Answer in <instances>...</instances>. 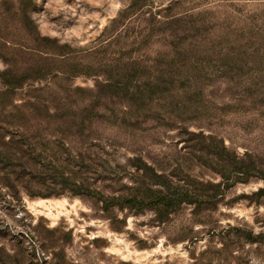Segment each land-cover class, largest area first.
I'll return each mask as SVG.
<instances>
[{
  "label": "trees",
  "instance_id": "trees-1",
  "mask_svg": "<svg viewBox=\"0 0 264 264\" xmlns=\"http://www.w3.org/2000/svg\"><path fill=\"white\" fill-rule=\"evenodd\" d=\"M180 4L175 1L155 10L151 0H132L114 18L107 38L85 52L101 55L98 64L76 62L68 45L58 46L52 57L55 67L45 64L32 81H45L52 73L63 75L50 85H26L13 68L0 74L4 87L0 98L30 86L27 95L34 102L17 108L56 119L38 142L23 135L25 147L12 138L0 149L1 165L20 171L16 180L31 197L70 194L90 200L108 218L117 212L153 211L165 222L183 206H192V215L200 219L217 208L223 189L236 182L264 183V151L247 149L240 155L223 137L189 127L215 118L209 97L217 86H224L235 102L220 111L241 109L254 116V123L258 118L264 121V14L253 15L249 30L216 33L217 23L202 14H171ZM131 32L134 56L124 58L111 48ZM82 75L96 77L92 88L69 83ZM99 125L124 131L130 138L120 142L117 134L104 140ZM155 129L177 130L197 161L211 167L221 181L203 182L180 166L158 170L136 153V134ZM120 143L133 152L124 161L116 155ZM253 196H264V187ZM120 222L126 223V215Z\"/></svg>",
  "mask_w": 264,
  "mask_h": 264
},
{
  "label": "rangeland",
  "instance_id": "rangeland-1",
  "mask_svg": "<svg viewBox=\"0 0 264 264\" xmlns=\"http://www.w3.org/2000/svg\"><path fill=\"white\" fill-rule=\"evenodd\" d=\"M175 1L181 4L171 14H202L217 23L216 33L249 30L253 15L262 18L264 14V2L257 0H151L155 10L167 8ZM131 2L0 0V74L13 68L26 85H50L63 75L52 73L45 81H32L38 78L37 70L45 64L55 67L53 53L61 45L70 47L68 51L76 62L100 63L101 55L88 56L85 52L107 38L106 32L114 18ZM228 21L234 25L223 28V23ZM133 36L131 32L111 49L118 50L116 54L124 53V58L134 56ZM95 82L96 77L83 75L69 81L85 88H92ZM224 88L217 86L209 97L215 118L192 124L190 130L213 132L240 155L247 149L264 151V121L258 118L254 123V116L241 109L220 111L225 104H235ZM29 89L30 86H25L0 98L3 102L0 103V149L12 138L25 147L28 141L20 139L23 135L34 136L32 141L36 143L56 121L42 118L41 112L17 108L28 101L34 102L27 95ZM3 90L0 77V92ZM98 131L104 140L117 134L120 142L130 138L116 128L99 125ZM136 135V153L158 170L170 171L180 166L203 182L221 181L217 172L197 161L177 130L155 129ZM119 145L116 155L124 161L133 152L126 150L124 144ZM18 172L0 163V264H264V196H253L264 187L261 180L222 187V201L200 219L192 215V206H183L160 222L153 211L139 215L117 212L108 218L90 200L70 194L31 197L16 180ZM39 199H65L69 213L54 223L29 206ZM124 215L126 223L120 222Z\"/></svg>",
  "mask_w": 264,
  "mask_h": 264
},
{
  "label": "bare ground",
  "instance_id": "bare-ground-1",
  "mask_svg": "<svg viewBox=\"0 0 264 264\" xmlns=\"http://www.w3.org/2000/svg\"><path fill=\"white\" fill-rule=\"evenodd\" d=\"M67 201L65 199H39L29 206L38 214L44 215L56 223L61 216L67 215L69 209L67 208ZM73 206V205H72Z\"/></svg>",
  "mask_w": 264,
  "mask_h": 264
}]
</instances>
